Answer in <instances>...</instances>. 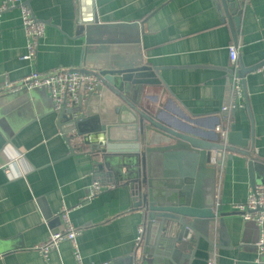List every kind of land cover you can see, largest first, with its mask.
<instances>
[{"label":"crops","instance_id":"crops-1","mask_svg":"<svg viewBox=\"0 0 264 264\" xmlns=\"http://www.w3.org/2000/svg\"><path fill=\"white\" fill-rule=\"evenodd\" d=\"M25 1L46 22L32 59L23 58L27 36L20 9L0 12V264H78L68 240L47 257L36 249L51 232L63 229L58 213L64 205L72 208L71 219L82 229L77 244L84 264H168L164 258L153 260L157 227L152 243L145 245V213L134 206L129 186L114 181L113 188L86 199L95 179L111 181L95 175L92 156L71 153L63 134L66 123L54 111L47 90L4 89L7 81L19 82L34 71L85 66V37L78 34L80 0ZM92 1L109 37L135 40L143 62L160 68L164 82L142 87L140 105L166 122H190L208 135L217 134L215 126L228 114L222 106L233 99L228 46L239 42L240 69L264 62V0H245L243 5L237 0L242 13L235 30L222 0ZM124 46L130 49L115 54L126 59L137 53L132 44ZM243 81L244 97L238 102L244 105L229 116L248 147L232 146L251 153L255 186H264V78L249 70ZM92 108L94 115L103 113L100 104ZM215 188L217 215L209 241L200 237L194 256L186 260L191 250L182 252L180 264H208L210 259L215 264H264V253L256 247L258 225L232 209L246 202L253 189L245 154L226 152L222 168L217 166ZM140 226L144 235L137 245Z\"/></svg>","mask_w":264,"mask_h":264},{"label":"water","instance_id":"water-1","mask_svg":"<svg viewBox=\"0 0 264 264\" xmlns=\"http://www.w3.org/2000/svg\"><path fill=\"white\" fill-rule=\"evenodd\" d=\"M92 2L80 0L78 34L86 42L83 64L87 68L83 69L95 71L101 83L69 111L71 116L60 115L66 123L63 134L71 153L92 156L97 177L130 187L134 206L145 213L146 246L152 243V230L157 227L153 245L156 251L151 247L144 251H155L154 261L164 258L170 261L168 264H180L182 252L191 250L185 254L186 260L190 259L200 237L209 241L207 235L217 215V165L212 163L213 152L224 149L245 154L255 187L251 153L232 146L247 148L248 141L232 125L228 145L223 146L218 133L208 135L190 122H166L160 113L142 107L138 99L142 87L164 82L160 68L143 62L135 40L121 42L109 37L99 24ZM222 4L227 14L231 10L235 30L242 13L238 2L222 0ZM126 44H132L131 49L137 53L124 59L115 53L130 49ZM263 65L264 62L253 68L241 66L239 73L244 77L247 71ZM96 104H100L103 113L95 116L92 107ZM199 230L204 233L199 234ZM162 246L166 248L164 252L160 250Z\"/></svg>","mask_w":264,"mask_h":264},{"label":"built area","instance_id":"built-area-1","mask_svg":"<svg viewBox=\"0 0 264 264\" xmlns=\"http://www.w3.org/2000/svg\"><path fill=\"white\" fill-rule=\"evenodd\" d=\"M242 5L245 0H239ZM18 7L21 11V23L27 36V53L24 59H32L38 52L40 39L44 36L46 30V22L38 19L31 6L25 0H3L0 5V12ZM239 42L236 40L234 44L228 46L231 67L229 72L230 87L233 99L222 106V112L225 115L224 122L215 126V131L219 135V142L223 146L228 145V136L231 130V120L229 113L237 106L244 105L239 103V99L244 97L243 77L240 75L238 59H239ZM256 71L260 72L264 78V65ZM101 80L95 71H85L83 68H56L50 72L39 73L32 72L29 76L19 82H6L4 89L6 91H16L20 89L30 90L33 88H44L47 90L53 101L54 111L59 115L66 114L71 116L69 112L80 101H83L91 93L95 92L100 85ZM77 116V114L73 115ZM225 150H217L213 152L212 163L222 168L225 160ZM115 184L100 178L95 179L89 187V194L86 199H91L104 191L113 188ZM218 205V204H217ZM219 208V205H218ZM232 209L238 212L246 221H254L260 230V236L256 243V247L260 254L264 253V186H255L251 189L250 194L244 203L234 204ZM72 208L62 206L58 215L63 223V229L50 233L48 240L37 246L36 249L45 257L56 250L60 243L64 240L71 242L78 264L82 262L79 253L77 238L82 229L75 225L72 221L70 212ZM144 235V227L138 228L137 245H140ZM208 264H215L213 259Z\"/></svg>","mask_w":264,"mask_h":264}]
</instances>
